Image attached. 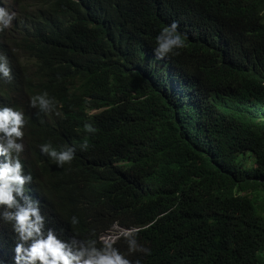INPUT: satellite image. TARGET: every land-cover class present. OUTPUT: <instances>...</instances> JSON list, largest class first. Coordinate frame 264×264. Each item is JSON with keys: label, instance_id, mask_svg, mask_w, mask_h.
<instances>
[{"label": "trees", "instance_id": "16d2710c", "mask_svg": "<svg viewBox=\"0 0 264 264\" xmlns=\"http://www.w3.org/2000/svg\"><path fill=\"white\" fill-rule=\"evenodd\" d=\"M0 4L16 13L0 32L12 68L0 107L25 113L20 159L46 228L98 247L114 226L135 229L150 254L112 243L141 264H264V0ZM173 21L186 46L158 60ZM44 91L48 112L30 105ZM49 141L73 161L58 167ZM14 243L0 222L7 264Z\"/></svg>", "mask_w": 264, "mask_h": 264}, {"label": "clouds", "instance_id": "9594fccd", "mask_svg": "<svg viewBox=\"0 0 264 264\" xmlns=\"http://www.w3.org/2000/svg\"><path fill=\"white\" fill-rule=\"evenodd\" d=\"M15 18L14 11L0 4V32L12 27ZM179 27V22L173 21L161 29L156 36V59L162 60L170 54H179L177 50L186 46ZM0 78H12L9 58L4 53H0ZM55 103V98L47 91L30 98L31 107L43 112L53 110ZM26 123L22 110L9 106L0 107V157H3L0 160V222L10 224L15 234L12 264H141L140 260H130L112 243L119 236L125 235L129 254H150L149 247L138 243L135 229L115 226L127 232L121 233L113 241H103L104 244L98 247L95 239L72 237L64 240L55 229L46 228V217L42 214L40 201L26 190V185L33 182V176L30 172L25 173V166L20 159V154L24 151L22 140ZM85 128L91 133L96 131L92 124H85ZM39 147L58 167L70 164L76 155L74 147L65 145L57 149L50 141ZM80 147L87 150L88 143L85 142ZM70 223L77 225L79 218L73 215ZM0 264H7V261L0 257Z\"/></svg>", "mask_w": 264, "mask_h": 264}, {"label": "rangeland", "instance_id": "374dc122", "mask_svg": "<svg viewBox=\"0 0 264 264\" xmlns=\"http://www.w3.org/2000/svg\"><path fill=\"white\" fill-rule=\"evenodd\" d=\"M127 231L120 229L118 227H113L110 232H106L104 234H102L101 236V240L102 242H110L113 241L118 235H120L121 233H125Z\"/></svg>", "mask_w": 264, "mask_h": 264}]
</instances>
